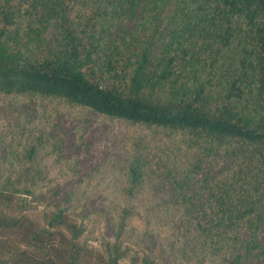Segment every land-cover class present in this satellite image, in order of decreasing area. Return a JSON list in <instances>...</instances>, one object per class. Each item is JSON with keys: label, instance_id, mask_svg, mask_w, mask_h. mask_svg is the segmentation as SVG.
I'll return each mask as SVG.
<instances>
[{"label": "trees", "instance_id": "trees-1", "mask_svg": "<svg viewBox=\"0 0 264 264\" xmlns=\"http://www.w3.org/2000/svg\"><path fill=\"white\" fill-rule=\"evenodd\" d=\"M175 1L182 24L158 56L156 42L134 46L124 25L147 0H0V94L91 109L152 140L178 137L185 164L171 214L188 215L205 256L237 264L239 232L255 239L264 201V0ZM33 154L22 150L17 178L0 172V264H160L127 235L140 155L125 160L126 202L108 239L67 209L33 205Z\"/></svg>", "mask_w": 264, "mask_h": 264}, {"label": "rangeland", "instance_id": "rangeland-1", "mask_svg": "<svg viewBox=\"0 0 264 264\" xmlns=\"http://www.w3.org/2000/svg\"><path fill=\"white\" fill-rule=\"evenodd\" d=\"M147 1L148 11L137 9L132 19L124 21L125 30L137 39L136 47L156 42L155 51L161 56V46L172 41L182 24L183 11L175 0ZM46 36L52 38L54 33L49 30ZM29 146H34L30 168L37 209H67L79 220L92 222L96 236L113 239V215L126 202L125 160L134 152L145 168L140 193L130 200L134 206L127 227L130 241L160 264L230 263L205 256L188 215L171 214L172 178L180 177L185 164V147L178 137L152 140L142 127L91 109L33 95L0 94V172L17 178L22 150ZM195 192L196 187L189 195ZM257 215L254 240L247 230L239 232L233 254L239 256L237 264H264V201Z\"/></svg>", "mask_w": 264, "mask_h": 264}]
</instances>
